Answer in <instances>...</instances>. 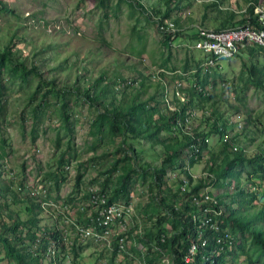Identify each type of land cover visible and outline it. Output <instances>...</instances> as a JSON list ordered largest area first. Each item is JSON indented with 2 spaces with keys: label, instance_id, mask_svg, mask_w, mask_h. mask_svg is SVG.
Here are the masks:
<instances>
[{
  "label": "rangeland",
  "instance_id": "1",
  "mask_svg": "<svg viewBox=\"0 0 264 264\" xmlns=\"http://www.w3.org/2000/svg\"><path fill=\"white\" fill-rule=\"evenodd\" d=\"M0 2V6L9 8H0V49L11 39L17 57L23 59L27 67L35 66L45 81L54 80L56 87L72 89L78 84L82 90L89 84H95L97 80L99 87H96L94 96L96 101H104L106 107L110 101L113 107L121 111L138 90V101L146 102L147 108L157 106L153 121L160 123L165 117L159 93V86L162 84L155 79L151 80V73L153 75L156 72V67H159L166 50L162 49L163 38L152 16H158V13H164L170 8V19L175 18L178 21L177 27L181 33L191 35L198 27L213 29L225 21L226 27L228 23L235 24L246 14L248 0H138L143 9L125 0ZM258 2L264 4V0ZM180 38L188 39L185 35ZM185 52L183 48L172 49L171 62L177 68H181L183 64ZM193 55L198 57L199 53L193 52ZM220 62L224 77L235 82L236 96L229 101L224 94L221 96L214 91V98L199 108L219 112L222 118L228 119L234 114H239L243 129L228 132L230 139L235 145L244 148L247 156L263 153L264 95L261 89L252 84L245 85L246 73L241 66L242 62L264 66V49L257 50L252 56L243 52L229 60L220 59ZM30 76L27 86L22 84L19 78L4 75L5 79H9L5 81L6 87L0 96V138L5 139L6 143V155L0 157V189L8 182L20 196L13 202L11 192L6 191L5 197L0 194V224L11 223L15 219L25 221L32 216L27 210L28 198L37 203V191L51 189L49 182L52 178L47 172H57V161L63 153L66 160H69L63 165L68 164L69 167L65 169L62 166L60 170L65 174V180L62 181L58 200L66 203L65 201L68 202V198L73 196L71 199L77 201L89 184L98 187L103 186L104 182L106 187L102 190L109 196L118 176L127 169V202H132L134 213L140 217L141 233L151 230L157 234L161 225L169 236L174 227L170 217L165 216L166 210L156 200L159 196L158 185L150 173L142 174V170L150 167L149 170L158 169L162 172L161 168L166 167L167 171L163 173L165 180L169 168L177 167V170H182L183 165H180L185 164L183 153L168 162L162 160L170 152L166 147L176 144L177 140L170 139V134L165 129L158 131L157 141L144 136L130 139L127 135L123 138L120 134L110 138L108 135L101 139L93 138L89 135V129L97 111L90 107L84 98H77V91L68 95L70 109L66 114L70 118L72 133H66L63 128L58 98L46 96V108L41 109L42 114L38 120H33L32 108L39 101L43 88L35 91L37 78ZM141 80L143 85L140 84ZM105 85L107 88L101 90ZM215 90L218 88L215 87ZM30 91L32 94L28 97ZM228 105L238 108L239 111L230 110ZM102 108L98 107V111ZM194 125L198 130H202L204 123L198 120ZM211 136L212 144H209L208 151L205 152L206 159L195 162L191 168L195 173L206 170L212 156H216L213 162L220 163L221 144L216 133H211ZM122 140L130 144L136 155L129 160L119 161L115 168L109 170L112 160L120 154L115 149ZM123 166H126L125 169ZM131 168H136L137 171L133 172ZM80 171V183L75 186L76 175ZM251 180H254V183L250 182ZM224 182H216L208 187L210 192L221 198L224 206L227 205L233 210L239 208L241 214L254 213L263 206L264 180L254 176V173L248 176L247 172L243 171L241 174L239 186L244 189L241 196L235 194L234 179L230 178ZM175 191L177 190L174 185L170 192L174 194ZM251 193H254L255 197ZM173 200L176 206L181 205L179 196ZM117 201L125 202L122 197ZM35 216L38 219L36 226L27 223L20 232L22 239L17 240L16 244L20 248L26 247V251H30L32 256L39 255L40 264H52L43 247L38 246V238L40 233L58 221L42 211ZM163 216L164 221L159 224L158 218ZM258 223L264 227V220ZM37 227L39 229H36ZM225 228L228 230L229 227ZM27 229L36 233L34 243L26 236L24 239ZM231 234L232 245L225 254L226 264H264V251L251 244L248 235L242 238L238 233ZM11 239L13 240V236ZM134 243L136 252L130 258H123V264H136L141 254L147 255L146 248L140 241L136 240ZM85 245L93 251H98V247L103 249L92 241L84 244L79 242L74 244L70 251L64 248L61 257H65L67 252L74 253ZM73 253L68 255L72 257ZM151 255L152 253L149 256ZM171 256L169 252L161 256L154 253V264H169ZM112 259L113 257L110 260ZM62 263L60 260L59 264ZM0 264H16L5 256L1 244Z\"/></svg>",
  "mask_w": 264,
  "mask_h": 264
},
{
  "label": "built area",
  "instance_id": "2",
  "mask_svg": "<svg viewBox=\"0 0 264 264\" xmlns=\"http://www.w3.org/2000/svg\"><path fill=\"white\" fill-rule=\"evenodd\" d=\"M253 15L256 24L250 23L247 19V24L244 26L220 30L198 27L193 41L180 38L181 31L173 20L152 16L157 30L169 44L171 51L176 47L183 48L192 55L193 52L199 53L198 57L193 55L192 62L186 69L170 70L159 66L156 67L157 70L153 75L151 73V80L155 79L162 84L159 88L164 109L168 112H179V116L171 124V135L187 138V146L183 150L185 164L182 170H177V167L169 168L166 178L170 184L175 185L182 198L190 199V202L197 206L189 212L195 234L190 238L183 264H208L209 260H214L215 257L225 253L232 245L229 230L221 225L222 204L218 203L217 194H213L208 189L209 185L215 184L216 178L207 168L199 173L193 172L192 166L188 163L191 159L197 162L206 159L205 152L208 151L209 144H212V126H215L217 135L220 134L218 142L221 146L226 144L228 151L238 150L239 145H235L227 133L231 130H242L243 122L239 114H234L231 119L223 118V123L216 121L215 112L200 109L197 102L190 104V97L194 92L205 98L211 95L214 98L215 91L221 96L224 94L229 101L234 99L235 82L224 77L220 59L233 58L247 45L264 47L263 3L258 2L253 5ZM177 40L179 42H176ZM216 74L224 78L213 82ZM215 87L218 90H215ZM181 108L183 112H180ZM198 120L204 123L202 130H198L194 125ZM207 164L210 166L211 162ZM64 167L66 169L69 165L65 164ZM200 178H203L206 184L193 191L192 187L197 183L195 179ZM230 178L227 177L224 181ZM82 194L83 196L77 201L73 199L62 203L54 193L47 192V189L37 191V204L40 210L58 221L50 226L52 232L54 230L58 232L56 238L49 237L44 248L45 255L49 256L52 264H59L60 260L62 264H75L73 254L72 257L68 255L72 252H67L65 257H61L62 247L70 251L74 244L92 241L105 250L106 256L96 259L91 264H123V258L132 257L135 235L141 233L140 217L134 213L132 202L117 200L109 202L108 194L101 190L100 186L93 184H89ZM164 239L165 234L162 233L161 241ZM69 257L71 260H68ZM136 264L151 263L144 254H141Z\"/></svg>",
  "mask_w": 264,
  "mask_h": 264
},
{
  "label": "trees",
  "instance_id": "3",
  "mask_svg": "<svg viewBox=\"0 0 264 264\" xmlns=\"http://www.w3.org/2000/svg\"><path fill=\"white\" fill-rule=\"evenodd\" d=\"M125 1H128V3L133 5H139V7L142 9L144 8L138 2V0ZM257 2L258 0H248L247 7L245 9L246 14L243 15V17L235 24L228 23V26L226 27L227 21H225L219 23L213 29L220 30L229 27L244 26L247 24V19L250 20V23L256 24L255 17L253 15V5ZM5 7L6 6H0V8H4L7 10L9 9ZM169 9L170 8L165 10L164 13H158V16L161 19H170L171 17L169 16ZM173 21L176 26L179 25L178 21L175 18L173 19ZM179 35H185L186 37H188L189 41H193L195 37V34L186 35L185 33L183 34V32H179ZM161 45L163 51L164 49L166 50V53L161 59L159 66L174 70L177 67L171 62V47L165 39L162 40ZM262 49H264V47L247 45L241 50L239 54H236L235 56H240L243 52L252 56L257 50ZM185 51L186 52L184 53V61L181 66L182 69H186L187 67H189L194 57L192 54H189L187 50ZM241 68L246 73L245 85L247 83L252 84L255 88L261 89L264 95V66H258L255 63L246 64L245 62H242ZM5 74L10 75L11 78H19L21 80V83L26 84L27 86L29 85V77H31L30 75H33L37 78L34 90L40 91L43 88V91L40 93L39 101L36 102L35 106L32 108L33 120H38L39 116L42 114L41 109L46 108L47 105L45 102V97H55L58 98V101L60 102L63 128L66 133H72V125L70 123V118L68 114H66V112L70 109L68 95L76 93L75 91H77V98H84L87 101V104L97 111L89 129V135H91L93 138L97 137L101 139L104 137V135H108V137L110 138L118 136V134H120L123 138L127 135L130 136V139H136L140 136H144L151 139H155V141H157L158 131L160 129H165L167 132H169L170 139L175 138L177 141L176 144L173 143L172 145L166 147V149H169L170 152H168L166 156L162 159L164 162H168L171 159L179 156V154L183 153L184 148L187 146V138L180 135L172 136L170 133L171 124L179 116L178 111L168 112L167 110H165L164 119L160 123H157L153 121V114L157 111V106H150V108L148 107V110V108L146 107V102H144L143 100H137L138 96L140 95V92H138V90H136V93L133 94L131 100L128 101L129 104L123 106L122 110L120 111L117 107H113L110 101L108 102V107H106L104 101H96L94 91L96 87H99L97 80H95V84H89L87 87H83L82 90L80 89V85L78 84H76L74 88L72 87V89L65 87H56L57 85L54 80L45 81V79L41 77V73L37 71L35 66L27 67L23 59H19V57H17V54L13 51V41L11 39L6 45H4L2 49H0V96L2 95L3 90L6 87L5 81L9 79H5ZM222 78H224L222 75L216 74L214 76L213 82ZM203 81L205 82L206 79H204ZM140 84L143 85L142 80L140 81ZM106 88L107 86L105 85L101 88V90H105ZM31 94L32 92L30 91L28 93V97L31 96ZM192 97L194 98L192 99ZM209 98H213V96L211 95L210 97L205 98L202 97L201 94H196L192 92L190 97V104H193L194 100H196L197 106L199 107L200 105L206 104L208 100H212ZM101 106L103 107L102 110L98 111V107ZM228 108L230 110L239 111L238 108L231 105H228ZM179 110H181L180 112L184 111L182 108ZM35 111L38 116L35 115ZM215 113L217 115L216 121H220L221 123H223L222 114H220L219 112ZM212 129V132L217 134L215 126H212ZM219 138L220 134L218 133V140ZM58 140L59 138H57V141ZM5 144V139L0 138V157L6 155V151L4 150ZM115 151L120 152V154L112 160L110 167L108 168L109 170L115 168L119 161L129 160L130 158L134 157V155H136L135 151L130 146V144H126L123 140L116 147ZM219 155H221L220 163H216V161L213 162L216 159V156H212L211 165L208 166L207 164L206 168L216 178L215 183H225V177H231L232 179H234L236 186L235 194H238V196H241V194L244 193L243 187L239 186V179L243 171H246L248 176L251 173H254V176L256 175L257 177L264 180V151L263 153H256L252 156H247L244 148L242 147H240L238 150L228 151L227 145L222 144ZM66 161L69 160H66L63 153H61L57 161V172H55L54 170L47 172L52 178V181L49 182V186H51L52 190L50 188H47V192L55 191V193H52H54L55 197L57 198L62 185V181L65 180V174L60 170L62 169V166L64 167L63 164ZM195 162L197 161L191 159L189 160L188 165L193 166ZM182 165L184 164H181L180 166ZM125 167L126 166H123V169H125ZM247 167L248 169H246ZM149 168L150 167L144 168L142 170V174L150 173V175H152V178H154V180L156 181L159 191V196L156 197V200L166 210L165 216L170 217V221L173 224L174 230H172V233L168 236L167 233L163 231L160 225L157 234H154L151 230H149L147 232L140 233L139 235H135V240L140 241L144 248H146L147 255H144V257H146L151 264L155 263L154 253H156V255L158 256H161L165 252H169L172 255L170 259L171 264H183V258L188 249L190 238L195 234V229L193 227L189 212L197 206L193 205L190 202V199L182 198L181 194H179L178 189H176L177 191H175L176 193L174 194L170 192L174 184H170L167 180L163 179V173L167 171L166 167L161 168L162 172L158 169L149 170ZM131 170L133 172L137 171L136 168H131ZM185 171H187V169ZM81 176L82 171L78 172L76 175L75 186L80 183ZM128 177V170L125 169V171L118 176L115 186L113 187L111 192H109L107 201H116L120 197H122L124 201L127 202ZM250 182L254 183V180H251ZM105 183L106 182L103 183V186L100 185L101 190L103 189V187H106ZM176 183L177 181L175 180V184ZM204 184H206V182L203 178H200L199 181H197V183H195V185L192 187V190H198V188ZM6 191L12 193L13 202L18 200L20 194L17 191L13 190L10 186V183L8 182L3 188L0 189L1 196L5 197ZM251 194H253V197H255L254 193ZM178 196L180 197V206H176L173 202V198L175 199V197ZM71 198L73 197L68 198V201L73 200ZM217 198L219 199L218 203L222 204L223 207V216L221 217L222 227L228 226L230 234L233 232L238 233L240 236H242V238H244V235H248L251 244H253L258 249L264 251V227H262L258 223L259 221L264 220V204L262 207H260V209H258V211L254 213L241 214L239 208H236L234 210L230 209L227 205L224 206V203H222V200L219 196ZM28 202L29 205L27 207V210L32 214L29 219L25 221L15 219L11 223L0 224V244L4 248L5 256L9 259H12L16 264H40L39 255L32 256V253L30 251H26V247L23 246L22 248H20L18 247V244H16L17 240L22 239L20 232L27 223H29L31 226H36L38 219L35 215L36 213L41 211L37 203L33 202L29 198ZM190 204H192V206ZM226 211H228L227 214ZM165 216H163L162 218H158L159 224L164 221ZM36 229L39 228L37 227ZM57 232L58 231L56 230L52 232V228L45 229L42 233H40L41 236L38 238V246L41 245L44 250L49 240V237L56 238ZM162 233L165 234V239L163 241H161ZM11 236H13V240L11 239ZM25 236L29 241H31V243L35 242L36 233L34 231H30L29 229H27V232L25 231L24 239H26ZM81 248L82 247H79V249H76L74 253L72 252L74 259L77 257V253ZM239 248L241 247L239 246ZM62 249H64V247H62ZM133 250L134 252H136V249ZM227 251L215 257L214 260H209L208 264H226L225 254L227 253ZM151 253L152 255L150 257L149 255Z\"/></svg>",
  "mask_w": 264,
  "mask_h": 264
},
{
  "label": "crops",
  "instance_id": "4",
  "mask_svg": "<svg viewBox=\"0 0 264 264\" xmlns=\"http://www.w3.org/2000/svg\"><path fill=\"white\" fill-rule=\"evenodd\" d=\"M104 256H106V252L104 249L98 247V251H93L91 250V248L85 245L82 246V248L78 251L77 257L74 259V262L75 264H91L96 259Z\"/></svg>",
  "mask_w": 264,
  "mask_h": 264
}]
</instances>
